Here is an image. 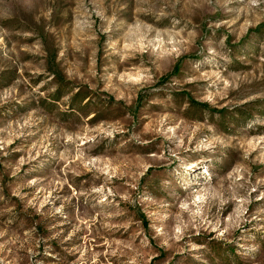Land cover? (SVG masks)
I'll return each instance as SVG.
<instances>
[{
    "label": "rangeland",
    "instance_id": "1",
    "mask_svg": "<svg viewBox=\"0 0 264 264\" xmlns=\"http://www.w3.org/2000/svg\"><path fill=\"white\" fill-rule=\"evenodd\" d=\"M0 264H264V0H0Z\"/></svg>",
    "mask_w": 264,
    "mask_h": 264
},
{
    "label": "trees",
    "instance_id": "2",
    "mask_svg": "<svg viewBox=\"0 0 264 264\" xmlns=\"http://www.w3.org/2000/svg\"><path fill=\"white\" fill-rule=\"evenodd\" d=\"M206 106V105H205Z\"/></svg>",
    "mask_w": 264,
    "mask_h": 264
}]
</instances>
